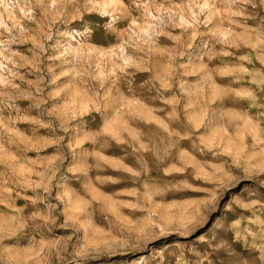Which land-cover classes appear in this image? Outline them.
<instances>
[{
  "label": "rangeland",
  "instance_id": "1",
  "mask_svg": "<svg viewBox=\"0 0 264 264\" xmlns=\"http://www.w3.org/2000/svg\"><path fill=\"white\" fill-rule=\"evenodd\" d=\"M0 264H264V0H0Z\"/></svg>",
  "mask_w": 264,
  "mask_h": 264
}]
</instances>
